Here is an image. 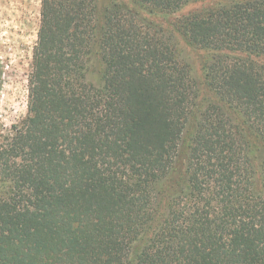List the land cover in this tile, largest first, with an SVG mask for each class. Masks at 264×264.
I'll return each mask as SVG.
<instances>
[{"label":"trees","instance_id":"trees-1","mask_svg":"<svg viewBox=\"0 0 264 264\" xmlns=\"http://www.w3.org/2000/svg\"><path fill=\"white\" fill-rule=\"evenodd\" d=\"M0 264H264V0H41Z\"/></svg>","mask_w":264,"mask_h":264},{"label":"rangeland","instance_id":"rangeland-1","mask_svg":"<svg viewBox=\"0 0 264 264\" xmlns=\"http://www.w3.org/2000/svg\"><path fill=\"white\" fill-rule=\"evenodd\" d=\"M129 6L134 0H117ZM206 2L187 3L168 13L149 12L137 7L139 13L158 23L166 34L178 40L183 55L194 63V75L202 78L201 54L184 39L177 21ZM135 5V4H134ZM41 0H0V131L10 128L26 114L27 75L31 67L32 48L40 24Z\"/></svg>","mask_w":264,"mask_h":264}]
</instances>
